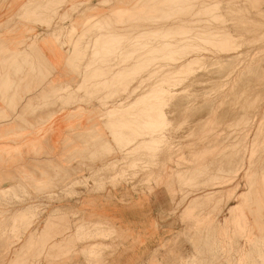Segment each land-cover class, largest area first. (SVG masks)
I'll use <instances>...</instances> for the list:
<instances>
[{
  "label": "rangeland",
  "instance_id": "1",
  "mask_svg": "<svg viewBox=\"0 0 264 264\" xmlns=\"http://www.w3.org/2000/svg\"><path fill=\"white\" fill-rule=\"evenodd\" d=\"M36 1L32 0L29 7L34 5L33 2ZM58 1L59 3H55L54 0L53 2L40 0L36 3L41 5L44 2L45 7L49 8L48 6H50L53 9L55 5H60L63 0ZM110 1L108 0L106 3L105 1H93L97 4V8L89 9L90 11L85 9L87 12L84 10V15L91 14L93 15L92 19H97L100 15L107 14L109 20L116 25L119 21L122 24L123 20L126 21V18H128V14H125L127 17H124V19L120 14L119 17L117 15L119 10L114 8L113 11V7L108 8L107 5L110 4ZM126 1L131 0H120V3L116 0L118 5H122ZM141 1L144 2V0H140L136 1V4L141 3ZM160 1L154 0L158 3ZM181 1L187 3V0ZM201 1L203 0L197 2ZM26 2L27 0L24 1V3ZM45 2H51L54 5H48ZM146 2L148 0H145L144 3ZM218 2L219 5L216 6L218 9H211V11L214 10L215 17H212L213 12L208 14L212 17L209 20L212 26H210L208 20L206 22L205 19L206 16L208 19V15H206L207 12H204L205 8L203 9L202 6V8H196L197 11L194 8L195 11L192 9L189 12V14L193 12L194 15L196 12V17H193V14L192 16L191 14L188 15V9H184L187 11L184 14H187V17L190 16L188 18L192 19L193 17V21H195V18L197 19L196 23L189 24L192 21L189 19L188 23L185 18L186 15L182 13V17L185 18V20L182 18L184 22H176L173 28L169 29V33L166 34L169 37L172 34L181 37L177 40L174 39L179 46L176 45L175 47L173 44L172 47L168 48L167 53L164 52L165 56L163 50H160L162 49L161 45H158V40L156 41L159 52H162L161 55L157 52V55L159 54V58L164 61L162 63L161 60L162 62L160 61L159 64L162 63V65H159L158 61L160 59L157 58L156 69L160 67L157 72H161L166 65L167 68L164 70L167 71L168 77L172 75L171 78L169 77V81L171 80L170 84H173L171 88L169 84L163 83V87L169 88L167 86H170L171 91L170 88L166 90H169L171 94L176 91L177 94L173 97L168 93L167 96L170 97V101L165 96L166 100L163 98L164 101H161V104L164 102L162 106L160 102L159 104L153 102L152 105H126L127 107H123L125 110L124 116H119L117 119L108 118L104 114L106 111H100V106H97L99 108L94 109L92 112L88 110V107L91 104L101 105L103 103L110 106L118 100L128 101L130 97L133 98L145 93L146 88L142 90L138 87L140 84L143 86L142 81L148 80L145 76L150 73L140 74L142 78L137 79L139 75L136 73L139 72L134 71L135 74H133L131 73L132 70H127L131 73L126 72L128 77L129 75L135 76L132 84L128 89H125V85L122 84L121 86V83L124 80V84L127 85L131 79L129 77L127 81L126 78H121L118 88L113 86L111 88L115 87V89H109L110 92L108 88H103L107 98H105L106 95L101 94L104 90L100 88L97 89L98 93L96 90L93 91L89 88L90 91H87L90 92L89 95L86 92H79L78 84L84 82L91 84L99 81L108 72L113 75V72L116 73L120 70V66L126 59H130L132 54H136L140 48L154 41V38H152L154 34L148 32L149 40L147 38L146 40L145 38L139 40L134 31V34L131 33L134 30L132 29L133 26L136 24H133V26L131 24L134 18H128L126 22L124 21L125 26L130 25V29H128L129 26L126 27V30L128 29L127 31L131 33V35L129 33L130 38L128 37L127 41L125 39L127 44L123 40L126 35H129L128 32L124 33L123 23V25H120L122 29L120 28L119 33L116 34L111 29V32H114V34L112 32L113 35L119 36L121 33L119 44L118 41L101 39L103 43H109L110 41L117 43L116 49L114 47L110 48L115 51L110 55L111 57H107L111 61L108 64L103 62L94 65V63L91 64L94 61V56L90 55L91 51H98L102 48L99 45L101 40L99 41V38H97V35L99 36L98 32L101 36H108L104 34L107 31H101L102 27L98 25V28L101 29L96 28L98 32L90 30L84 36L79 34L73 36V39L69 38L72 22L66 17V14L70 12L66 10L67 6H70L68 3L64 2L65 7L61 8L59 6V9L50 10L49 8L50 11L45 10L46 8L35 9L34 6L36 14L32 16L26 15L27 11L21 8L22 11L19 9L20 11L18 10L6 23L0 22V31H8L11 30L10 28L13 25L23 24L26 27L27 40L29 41H32V36L35 38H42L45 35L50 36L46 30L51 29L55 32L53 38L50 41L40 40V42L43 45L58 48L59 51L68 56V60L73 47L71 44L75 42L76 38L80 44L79 50L87 52V54L86 57H81L78 60L77 70H73V65L68 64L72 69V73L68 74L67 78L65 77L68 80L65 84L69 81L71 83L74 78L76 81L72 84L73 87L69 92L50 94L52 96L46 98L43 104L47 106L71 104L74 108L84 109L79 111V119L89 116L90 119L99 120L103 125V127L93 126V134L101 138L100 142L102 143L97 145L95 153L79 163L82 172L88 171L91 175L74 176V174H71L70 177H67V180L60 184L54 182V178L51 176H43L42 179L33 180L31 185L26 183V180L28 181L27 176H19L13 179L15 180L14 184L7 187L0 186V264H111L109 260L112 259L116 247L110 248L102 246L104 244L91 242L105 239L117 241L118 228L107 219H104L103 222L84 223V219L81 217L85 195L104 192L107 186L113 189L123 188L126 193L133 194H129L130 197L135 196L138 199H141L143 195L152 193L156 188L164 187L171 204L174 205L171 213L174 215L180 209L182 210L180 221L185 229L169 242V245L163 244L161 250L156 251V257L155 253L150 256L148 264H162L156 258L163 260L164 264H264V13L261 14V11L257 10L264 6V0H218ZM10 4V0H0V12L9 7ZM130 6V11H132L135 5L133 6L130 2ZM200 8L203 10L201 11ZM150 9L146 8V11L149 12ZM173 9L168 10L171 12ZM42 10L46 12H42ZM143 10L145 11V8ZM168 10L166 9L165 12H168ZM198 10H200L199 15ZM159 11L161 12V10ZM74 12L76 10H71V14ZM147 12L142 15V18L148 16L150 12ZM217 13L220 17H216ZM114 14L117 18L119 17V20L115 19ZM212 20H214L213 24L216 23L214 26ZM66 23L67 27H64L63 24ZM108 24L105 25L104 23L103 29ZM100 25L102 26V24ZM193 25L197 31L192 30L193 33H190ZM135 27H145V24L137 23ZM147 27L157 28L159 26L152 22ZM213 27L214 35L215 33L227 32L231 36L226 38V41L225 37L219 40L216 38L211 40L212 42L217 40V48H214L216 43L210 47V44L205 45L207 39L203 41V38H200L201 33L209 34L210 31L212 33ZM219 28L222 31H219ZM38 29L40 30L37 31ZM122 31L124 34H122ZM136 33L138 35V31ZM189 33L191 35L196 34L198 38L189 41L187 39V37H191ZM93 35H95L94 38ZM91 36L92 40L90 39ZM131 36H135L137 39ZM169 37L167 41L174 42ZM183 37L184 39H182ZM221 39L224 44L226 43L225 45ZM142 41L146 44H143ZM218 41L220 44L222 43L224 48L222 45V48L218 46ZM102 42L101 44H103ZM140 43L143 46H140ZM161 43L162 41H159V44ZM188 43L194 44V47L199 49V54L205 55V57L198 59L193 64H188L186 55L188 56L187 51L189 50L183 46L187 47ZM196 44L197 46H195ZM30 45L34 44L31 43ZM230 45L231 47H229ZM148 46L150 45L148 44ZM173 47L175 48L173 49ZM202 47H206V51ZM103 49H101L100 54ZM125 49L126 51L123 52ZM181 49L187 50H184L185 54L181 53L183 51ZM208 49H210L209 53L207 52ZM221 49H229L230 53L221 52ZM219 52L222 54H219ZM172 53L175 54V57L172 56ZM177 55L178 58L180 56L184 57V64L180 71L171 73V67L175 68L172 62L177 59ZM99 56L98 53L95 58L100 59ZM44 60V63L47 64V60L45 58ZM215 60L218 63H215ZM220 61L222 62L220 63ZM250 61L253 63V66L250 65L251 70H249L250 68H244L249 66ZM121 62L123 63L121 64ZM105 64L107 71L103 68ZM135 64L137 65V63ZM68 65L53 64L51 70L46 71L44 74V79L49 77L51 78L49 84L55 83L56 77L53 76V72L59 71L60 74L64 75L66 73L65 67H68ZM96 65L99 69H96ZM108 65L110 66L108 67ZM114 65L116 68L113 67ZM139 65L151 67L153 63L147 59ZM92 67L96 69H94L95 72L92 71ZM190 67L192 68L189 70ZM82 68L84 70H81ZM84 75L86 76L84 77ZM89 75H93L94 79L89 78ZM95 76H97L96 79ZM106 76L110 77V75ZM173 76H176L177 79ZM177 76H180V79ZM226 76H230L231 79L228 80ZM175 82H179L180 86H176ZM58 85H55V89H58ZM174 85L178 88L175 89ZM134 88L137 89L133 91V93L135 92L133 94L131 90ZM91 93H93L92 96ZM96 93L100 94L101 97L95 95ZM109 95H112V97ZM131 112L134 114L133 117L132 114L129 115ZM51 117H53L52 114ZM150 118L152 121H150ZM132 119L135 123L131 121ZM143 120L147 122L144 123ZM153 120H155V124H153ZM126 121L129 124L128 126L136 128L137 132L132 131V128H125L124 123ZM149 122L152 123V126ZM114 129L118 131L117 134L114 133ZM151 130H157L154 132L156 134L153 137L151 136ZM148 133H150L149 136ZM131 140H135L134 145L139 147L138 151H125V149L130 148L127 145ZM97 163H100L103 172L93 170L96 168ZM155 163L157 164L155 165ZM73 170H71V173H76ZM91 181L93 182L92 187H90ZM2 183L3 180L1 179L0 184ZM72 199H76L77 204L80 205L77 211H73L71 207L66 205ZM19 213L24 215L21 222L17 219ZM128 242L129 245L135 244L134 237L130 235L125 237L124 243L128 244ZM130 249H132V246H130ZM141 264H146V259Z\"/></svg>",
  "mask_w": 264,
  "mask_h": 264
},
{
  "label": "crops",
  "instance_id": "2",
  "mask_svg": "<svg viewBox=\"0 0 264 264\" xmlns=\"http://www.w3.org/2000/svg\"><path fill=\"white\" fill-rule=\"evenodd\" d=\"M24 1L10 0L9 7L0 12V22L6 23ZM80 1L85 0H66V3L72 5ZM25 28L23 24H16L11 30L0 31V180H3L0 186L14 184L13 179L19 176H27L26 183L31 185L33 180L43 176H51L60 184L71 174L91 175L88 171L82 172L79 163L95 153L97 145L102 143L101 138L93 134V126L103 125L89 116L79 119L78 113L84 109L74 108L71 104H43L55 85L68 81L65 77L72 73V69L67 63L68 56L58 48L43 45L40 38L34 36L32 41L27 40ZM13 52L16 53L11 56ZM55 63L68 67H65L64 75L53 72L55 83L49 84L51 78L44 79V74ZM51 114L53 117L50 118ZM95 167L94 171L103 172L100 163ZM73 169L76 173H71ZM129 194L133 195L123 188L109 186L104 192L86 194L81 217L84 223L107 219L118 228L117 241L91 242L116 247L109 260L111 264H141L145 259L148 264L150 256L155 253L156 257V251L161 250L163 244L169 245L185 229L180 221L182 210L174 215L171 213L174 205L164 187L154 189L141 199ZM66 205L73 211L80 206L76 199L69 200ZM129 235L134 237L135 244L124 243ZM156 259L164 264L163 260Z\"/></svg>",
  "mask_w": 264,
  "mask_h": 264
},
{
  "label": "bare ground",
  "instance_id": "3",
  "mask_svg": "<svg viewBox=\"0 0 264 264\" xmlns=\"http://www.w3.org/2000/svg\"><path fill=\"white\" fill-rule=\"evenodd\" d=\"M34 1H36V0H34ZM37 1H39L40 2V0H37ZM36 1V2H37ZM42 1V0H41ZM47 1V0H46ZM49 1V0H48ZM50 1H52L53 2V0H50ZM90 1H92V2H90ZM93 1H99V2H101V1H105V3L108 1V0H85V1H80V2H78V3H74V4H72V5H70V6H68L67 8H66V10L68 11H70V12H68V14H66L65 16L67 17V19L69 18L70 20V22H72V27H71V31H70V33H69V35H71L69 38H71V39H73V36H75V35H79V34H83V36L84 35H86V33H88L90 30H94L95 32H98L97 30L100 28V27H102V30L101 29H99V30H101V31H103L104 30V32L105 31H107L106 33H104V34H107L108 36H101V34L98 32V34H99V36L97 35V38H99L98 40L100 41L102 38L103 39H109V40H113V41H118V44H119V39H120V35H121V33H120V35L119 36H117V35H113L114 34V32L117 34V33H119L121 30H120V28L122 29V26H120V25H123V23H124V21H125V19H124V17H127L128 16V18L129 19H133L132 21L133 22H131V24H132V26H133V24H135L136 26H137V23L138 24H142V25H144L145 24V27H140V28H136L135 27V25L133 26L134 28H132V29H134V30H132V32L131 33H133V31L135 32V36H137L138 37V39L140 40V39H143L144 40V38H145V40H146V38L149 40V36H148V32H151V34H154V37H152V38H154V41H151L150 43H147V46H145V47H143V48H138L137 50H138V52L136 53V51H135V53L136 54H132V56H130V59H126V61L123 63V62H121V64H122V66H120V70H118L117 72L115 71V69H114V71L116 72V73H114L113 72V75L112 74H110L109 72V74L108 73H106V75H110V77H107L106 75H105V77H103V78H100V80L99 81H95V82H92L91 84H87L86 82H84V83H81V84H78V90H79V92H86V94L88 93V95L90 94V92H87V91H90V89L89 88H91V89H93V91L94 90H96L97 91V89L99 90V88L100 89H103V88H108V91L110 92V90L109 89H115V87L114 88H111V87H113V86H116V88H118V86L120 85V80H121V78L123 79H125L126 78V80L128 81L129 79H131L130 80V83H128L127 85L126 84H124V80H123V82L121 83V86H122V84L123 85H125L124 87H126L125 89H128L129 88V86L132 84V82H133V77H135V76H133V75H129V77H128V75H127V73L126 72H128V73H130L129 71H127V70H132L131 71V73H133V74H135V72L134 71H137V72H139V73H136V74H138L139 76L137 77V75H136V77H137V79L138 78H142V76H140V74H143L144 75V73L146 74L147 72L148 73H150L148 76H145V77H147V79L148 80H144V81H142V84H143V86L140 84V86L138 87V89H142V90H145V88L147 89L146 90V92L145 93H143V94H139V95H137V96H135V97H130L129 99L130 100H128V101H125L124 99H121V100H118L115 104H112V105H110V106H107L108 104H106V103H103V104H101V105H96V104H91L88 108V110L90 111V112H92V111H94V109H97V108H99V107H97V106H100V111L102 110H104V111H106V113H104L108 118H118L119 116H124V106H128V105H132V104H135V105H145V104H147V105H150L151 103H155V102H158V104H159V102H160V104H161V101L163 100V98L165 97V96H167V94L171 91V88H172V84H170L171 83V80L169 81V79L172 77V75L171 76H167V74H166V72L167 71H165L164 69H166L167 67H166V65H165V68L160 72V71H158L157 72V70L160 68H158L157 67V69H156V63H157V58H159V54L157 55V52L158 53H160V55L162 54V52H159V47H157L158 45H161L160 47L162 48V49H160L161 51L163 50V55L165 56V54H164V52L166 51V53H167V50H168V48H170V47H172V45L174 44V46L176 47V45H178L179 46V44H176V41L175 40H177V39H180L181 37H178L177 35H175V34H172V32H170L172 35H170V37L168 36V35H166L167 34V32L169 33V29L170 28H173V26L175 25V23L177 22V23H181V22H184L183 21V19L185 20V18H186V20L188 21L189 19L193 22H191V23H189V21H188V23L189 24H194V22L196 23V18H195V21H193V17H196L197 16V14H196V12H195V15L193 14V12L192 13H190L191 14V16H192V14H193V17H192V19L191 18H188V17H190V16H188L187 17V14H184V12H186L187 13V11H185L186 9H188V15H190L189 14V12L192 10V9H198V7H203V9H204V12H207V14L206 15H208L209 13L210 14H212L211 12H213L215 9L214 8H216V6L217 5H219V2H218V0L216 1V0H203V1H201V2H197L198 0H196V1H194L193 0V2H192V0H190V1H188L187 0V3L185 2L184 3V1H181V0H161L160 1V3H158V2H154V0H148V2H146V3H144L145 2V0H144V2H142L141 1V3H139L138 2V4H136V1H140V0H135V1H133V0H131V1H126L125 3H122V5H118V3L116 2V0H114V2H112L111 3V1H113V0H111L110 1V4H108L107 6H108V8H111V7H113L112 9H113V11H114V8H116V10H119L118 11V14L117 13H115V14H117L119 17H120V15H121V17L124 19L123 20V22H122V24H120L121 22L119 21V25H118V27H117V25L113 22V21H111V20H109V16L107 15V14H103V15H100L99 16V18H97V19H92L93 18V15H84V10L85 9H88V11H90L89 9H94V8H97V4L96 3H94ZM119 1V3H120V0H118ZM123 1H125V0H123ZM186 1V0H185ZM36 2H33V4L34 5H32V6H30L29 7V5L32 3V0H27V2L26 3H24L23 2V4L21 5V7H20V10L22 11V9L24 10V11H27V14L26 15H28V16H32V15H35L36 14V10H34V8L35 9H37V8H46L45 10H47V11H50L52 8L50 7V6H48L49 8H50V10H49V8H47V7H45L46 5H44L42 2V4L40 5L39 3L37 4ZM54 2L55 3H59V1L58 0H54ZM64 2L66 3V1H62V2H60V5L59 4H57V5H55V8H53V9H56V8H58L59 9V6L62 8L63 6L65 7V4H64ZM69 2H71V1H69ZM69 2H68V4H69ZM130 2H132V4H133V6L135 5V8L132 10V11H130ZM134 2V3H133ZM246 2V1H245ZM46 4H48V5H50V4H53V3H49V2H45ZM246 4V3H245ZM54 5V4H53ZM52 5V7H54ZM35 6V7H34ZM57 6V7H56ZM32 7V8H31ZM34 7V8H33ZM201 7V8H202ZM22 8V9H21ZM29 8H31V9H29ZM60 8V9H61ZM143 8H145V11L143 10ZM146 8H152V9H150V13L149 12H147L146 11ZM170 8H175V9H173L171 12H169V10L168 9H170ZM201 8H200V10H201ZM255 8V7H254ZM253 8V9H254ZM52 9V10H53ZM64 9V8H63ZM111 9V10H112ZM166 9L168 10V12H165L166 11ZM185 9V10H184ZM195 9L193 10V11H195ZM197 9H196V11H197ZM202 9V10H203ZM211 9H214V10H212L211 11ZM216 9H218V7L216 8ZM19 10V11H20ZM35 12H34V11ZM39 10V9H38ZM45 10H42V12L43 11H45ZM71 10H76V12H74L73 14H71ZM110 10V9H109ZM129 10V11H128ZM140 10V11H139ZM141 10H143V11H141ZM159 10H161V12L159 11ZM182 10H184V11H182ZM200 10H198V15H199V11ZM201 10V11H202ZM206 10V11H205ZM210 10V11H209ZM258 11H261V14H262V12L264 13V11H262V10H264V6H262V7H260V8H258L257 9ZM256 10V11H257ZM55 11H57V10H55ZM86 11V10H85ZM134 11H136V12H134ZM177 11V12H176ZM46 12V11H45ZM87 12V11H86ZM120 12V13H119ZM131 12V13H130ZM146 12L147 13H149L148 14V16L146 17V18H142L143 16V14L145 15L146 14ZM172 12H174V13H172ZM204 12H203V15H204ZM24 13V12H23ZM66 13V12H65ZM64 13V14H65ZM128 15H127V14ZM181 13V14H180ZM182 13L184 14V15H186V17L185 18H183L182 17ZM216 13V12H215ZM219 14H220V12H218ZM217 13V16L216 17H218L219 16V14ZM25 14V13H24ZM52 14V13H51ZM112 14V13H111ZM115 14H114V16H115ZM120 14V15H119ZM127 16H126V15ZM202 14V13H201ZM213 14H214V12H213ZM56 15V14H55ZM183 15V16H184ZM256 15H258V14H256ZM116 18L115 19H118L119 20V17L117 18V16H115ZM211 15L209 16L208 15V19H207V16H206V22H207V20L209 21L212 17H215V14L211 17ZM220 17V16H219ZM110 18H111V15H110ZM112 18H114V17H112ZM128 18H126V21L128 20ZM183 18V19H182ZM214 19V18H213ZM42 21H43V19H41ZM114 20V19H113ZM121 20V19H120ZM217 20H220V19H217ZM217 20H215V21H217ZM122 21V20H121ZM125 21V22H126ZM199 21V20H198ZM152 22H154L157 26H159V27H157V28H148L147 26L149 25V23H152ZM213 22H214V20H212V24H213ZM218 22V21H217ZM65 23V22H64ZM104 23H105V25H106V23L108 24L107 26H109V27H105L104 29H103V26H105L104 25ZM203 23H204V21H203ZM208 23H210V21L208 22ZM100 24H102V26L100 25ZM214 24H216V23H214ZM214 24H213V26H214ZM64 25V24H63ZM98 25L100 26L99 28H98ZM120 26V27H119ZM129 26V28L128 29H130V25H128ZM127 25L125 26V23H124V30H125V32L124 33H127L128 35H129V33H130V31H127L126 30V27H128ZM190 26V25H189ZM210 26H212L211 25V23H210ZM60 27H62V26H60ZM53 28V27H52ZM96 28H98L97 30H96ZM108 28H110V29H108ZM189 28V27H188ZM191 28H192V26H191ZM190 28V29H191ZM193 28H195L194 27V25H193ZM191 29L190 30V33H193V32H191L192 30H195V31H197L196 30V28L195 29ZM107 29V30H106ZM111 29H113L114 30V32H113V34H112V32H111ZM109 30H110V32H109ZM120 30V31H119ZM151 30V31H150ZM212 30H213V32L211 33V31L209 32V34L208 33H205V34H203V33H201L202 35H200V38H203V41H204V39L206 40V43H205V45L207 44V46L210 44V47H211V45L213 46L215 43V46H214V48L216 47V45H217V40H219L220 38H224L225 37V41L227 40L226 38H228L230 35H228L227 34V32L225 33V32H220V33H218V34H216L215 33V35L213 34L214 33V27L212 28ZM218 30V29H217ZM47 32H49V34L48 35H50V36H42V38H40V40H44L45 42L46 41H50L51 40V38H53V34L55 33L54 31H52L51 29H47L46 30ZM56 31V30H55ZM100 31V32H101ZM136 31H138V35H137V33H136ZM164 31H166L165 32V34H164ZM219 31H222V29L220 30V28H219ZM218 31V32H219ZM110 33H111V35H110ZM123 33V31H122V34H124ZM131 33H130V35H131ZM189 33V35L191 36V37H187V39L189 40V41H194V39H197L198 38V36L196 35V34H194L195 35V37H194V35L192 34H190ZM195 33V32H194ZM134 34V33H133ZM161 34V35H160ZM162 34H163V36H162ZM223 34V35H222ZM230 34H231V31H230ZM126 35V34H125ZM124 35V36H125ZM130 35L129 36H127V38H126V36H125V38H124V43H125V39H126V41H127V39H128V37L130 38ZM188 35V34H187ZM188 35V36H189ZM224 35H226V36H224ZM94 36L95 35H93V38H94ZM122 36V35H121ZM135 36H131L132 38L134 37L135 38ZM55 37V36H54ZM171 38V39H175L174 40V42L172 41H167V38ZM231 37V36H230ZM90 38V37H89ZM123 38V37H122ZM217 39L216 41L214 40V42H212L211 40H213V39ZM91 40H92V36H91V38H90ZM135 39H137V38H135ZM134 39V40H135ZM182 39H184V37L182 38ZM147 40V41H148ZM158 40V41H157ZM209 40V41H208ZM222 40V39H221ZM221 40H220V42H221ZM94 41H95V39H94ZM156 41L158 42V45H156ZM159 41H162V43L161 44H159ZM196 41V40H195ZM208 41V42H207ZM88 42H89V40H88ZM96 42V41H95ZM101 42H102V40L99 42V45L102 47L101 49H103V47H104V49L102 50V52H101V54H100V51H101V49L100 50H94V52L93 51H91L92 53L90 54V55H92V57L94 56V61L93 62H91V64L92 63H94V65H95V63H103V62H107V64H108V62L109 61H111V59L110 58H107V57H111L110 55H112L115 51L114 50H112V49H110V48H115L116 49V45H117V43L115 42H109V43H103V44H101ZM139 42H141V41H139ZM138 42V43H139ZM149 42V41H148ZM220 42L218 41V46L219 47H221V45H222V43H223V40H222V43L220 44ZM229 42V41H228ZM142 43L143 44H146V43H144L143 41H142ZM155 43V44H154ZM125 44H127V43H125ZM133 44H135V43H133ZM132 44V45H133ZM143 44L141 45V43H140V46H143ZM148 44L150 45V46H148ZM189 44V45H188ZM187 45V47H185V45H183L184 46V48L186 49L187 48V50H189V51H187V50H185V49H181V50H183V51H181V53L183 52L184 54H185V51H187V53H188V56L186 55V58H187V62H188V64H193V63H195L198 59H200V58H202V57H205V55H200L199 53H200V51H198L199 49H197V47H194V44L193 45H191V43H188ZM224 44V43H223ZM226 44V43H225ZM224 44V45H225ZM231 44V43H230ZM79 41L78 40H76V38H75V42H73L72 44H71V46H73L71 49H72V51H71V56L69 57V60L67 61V63L68 64H71V65H73L72 66V68H73V70L75 69V70H77V67H78V64H79V62H78V60L81 58V57H84L86 54H87V52H83V51H80L79 49ZM98 45V46H99ZM87 46V45H86ZM95 46V45H94ZM195 46H197V44L195 45ZM198 46H199V44H198ZM206 46V47H207ZM134 47H135V45H134ZM175 47H173V49L175 48ZM200 47V46H199ZM205 47V48H206ZM222 47H223V45H222ZM221 47V48H222ZM229 47H231V45L229 46ZM99 48V47H98ZM118 48V47H117ZM123 48V47H122ZM136 48H137V45H136ZM178 48V47H177ZM203 48V47H202ZM205 48H203L204 50H205ZM209 48V47H208ZM217 48V47H216ZM224 48V47H223ZM227 48H228V43H227ZM120 49V48H119ZM128 49V48H127ZM203 49H201L202 51H203ZM219 49V48H218ZM230 49V48H229ZM229 49H221V52L223 51L224 53H230V50ZM122 50V49H121ZM185 50V51H184ZM209 50L210 49H208V53H209ZM220 50V49H219ZM17 51V50H16ZM21 51V50H20ZM114 51V52H113ZM124 51H126V49L125 50H123V52ZM130 51V50H129ZM128 51V52H129ZM133 51V50H132ZM169 51V50H168ZM173 51V50H172ZM176 51V50H175ZM174 51V52H175ZM206 51V50H205ZM19 52V51H18ZM117 53H118V51H116ZM120 52V51H119ZM211 52V51H210ZM213 52V51H212ZM211 52V53H212ZM221 52H219V54H222ZM14 53H16V52H13L12 53V55L11 56H13V54ZM93 53H95V55L97 56L98 55V53H99V57H100V59H96L95 57V55H93ZM216 53V52H215ZM259 53V52H258ZM130 54V53H129ZM169 54H171L170 52H169ZM256 55H257V52L255 53ZM254 54V56H256ZM126 55H127V52H126ZM158 57H157V56ZM167 55V54H166ZM11 56H9V57H11ZM163 56V57H164ZM168 56V55H167ZM172 56H174L175 57V54H173L172 53ZM86 57V56H85ZM90 56H89V54H88V58H89ZM104 57V58H103ZM232 57V56H231ZM149 59V61H151L152 63H153V67L151 66V67H142L141 65H139V64H142V61L143 60H147V59ZM256 58V57H255ZM108 59V60H107ZM115 59V58H114ZM160 59V58H159ZM183 59H184V57L182 56H180V58H178V55H177V59H174L173 60V62H172V65L173 66H175V68H173V67H171V69H170V72L172 73V72H175V71H180L181 69H182V66H183ZM221 59V58H220ZM252 59V58H251ZM155 60H156V62H155ZM163 61V59H160L159 61H158V64L160 63V61ZM257 60V59H256ZM7 61V60H6ZM18 61V60H17ZM91 61H92V59H91ZM123 61V60H122ZM161 61V62H162ZM252 61V60H251ZM251 61H250V63H249V66H245L244 68H250V65L252 64V66H253V63H251ZM5 62V61H4ZM10 62V61H9ZM114 62V61H113ZM130 62V63H129ZM222 61H220V63H221ZM253 62H254V57H253ZM3 63V62H2ZM7 63V62H6ZM16 63V62H15ZM111 63V62H110ZM109 63V64H110ZM135 63H137V65L135 64ZM162 63H164V61L162 62ZM162 63L161 64H159V65H162ZM215 63H218V61L216 62V60H215ZM13 64V63H12ZM82 64H83V62H82ZM85 64H87V63H85ZM76 65V66H75ZM101 65V64H100ZM116 65V64H115ZM115 65L113 66V67H115ZM156 65V66H155ZM248 65V64H247ZM13 66H16V65H13ZM84 66V65H83ZM91 66V65H90ZM110 65H108V67H109ZM251 66V67H252ZM5 67V66H4ZM8 67V66H7ZM82 67V66H81ZM80 67V68H81ZM96 67V69L98 68L97 67V65L95 66ZM102 67V66H101ZM101 67H100V69H101ZM111 67H112V64H111ZM6 68V67H5ZM91 68V67H90ZM103 68H105V70L107 71V68H106V64H105V66H103ZM116 68V67H115ZM118 68V67H117ZM131 68H133V69H131ZM192 67H190V68H188L189 70L191 69ZM14 69H17L16 67L14 68ZM13 68H12V70H14ZM95 68L94 67H92V71L93 72H95V70H94ZM99 69V68H98ZM152 69V70H151ZM6 70V69H5ZM10 70V69H9ZM81 70H84L83 68L81 69ZM86 70V69H85ZM88 70V69H87ZM89 70H91V69H89ZM117 70V69H116ZM249 70H251V68L249 69ZM7 71V70H6ZM103 71V70H102ZM109 71V70H108ZM165 71V72H164ZM16 72H17V70H16ZM111 72V71H110ZM191 72H192V70H191ZM105 73V72H104ZM124 73H126V74H124ZM130 73V74H131ZM100 74H101V72H100ZM3 75V74H2ZM87 75V74H86ZM86 75H84V77L86 76ZM112 75V76H111ZM90 76H92V77H90ZM100 76H102V75H100ZM173 77H175L176 78V76H173ZM178 77V79H180V76H177ZM89 78H93V75H89ZM97 78V76H95V79ZM98 78H99V76H98ZM129 78V79H128ZM182 78V77H181ZM226 78L229 80V79H231L230 78V76H226ZM94 79V78H93ZM136 79V80H137ZM174 79V78H173ZM177 79V78H176ZM98 80V79H97ZM175 80V79H174ZM182 80V79H181ZM75 81H76V79L74 78V79H72L71 80V83H70V81L68 82V83H62V82H60L59 83V85H58V89H50L51 90V92H49V94H56V93H66V92H69L70 90H71V88L73 87L72 86V84H74L75 83ZM127 81H125V82H127ZM169 81V82H168ZM173 81V80H172ZM168 82V83H167ZM174 82V81H173ZM176 82H177V80H176ZM175 82V83H176ZM3 83V82H2ZM118 83H119V85H118ZM166 83V85L167 84H169L170 86H171V88H170V86H167V87H169V88H164L163 87V85ZM179 83V82H178ZM178 83H176V86L178 85V86H180ZM4 84V83H3ZM181 84V83H180ZM227 84V83H226ZM225 84V85H226ZM6 85V84H5ZM10 86V85H9ZM8 86V87H9ZM175 86V85H174ZM175 86V89L176 88H178V87H176ZM77 89V88H76ZM135 89H137V88H134V89H132L131 91H132V93H133V91H136ZM166 89H169L168 91L166 90ZM82 90V91H81ZM104 90V89H103ZM111 90V91H112ZM92 91V92H93ZM108 91H107V93H108ZM116 91H117V89H116ZM124 91V90H123ZM125 91H128V90H125ZM173 91V90H172ZM77 92V91H76ZM99 91H97V93H98ZM104 92H105V90H104ZM103 92V93H104ZM114 92V91H113ZM72 93V92H71ZM95 94V95H97L98 97H99V95L100 94ZM102 92H101V94L102 95H106L105 96V98H107V94H106V92H105V94H103ZM112 93V92H111ZM116 93V92H115ZM135 93V92H134ZM133 93V94H134ZM92 94L93 93H91V96H92ZM108 94H110V93H108ZM126 94V93H125ZM175 94H177V92L175 91V92H173V94H171V93H169V95H171V96H173V95H175ZM74 95V94H73ZM113 95H115L114 93H113ZM123 95V94H122ZM52 95H49L47 98H50ZM84 96V95H83ZM110 97H112V95H109ZM177 96V95H176ZM74 97V96H73ZM75 97H76V95H75ZM74 97V98H75ZM100 97H101V95H100ZM103 97V96H102ZM119 97V96H118ZM174 97V96H173ZM173 97H171V98H173ZM120 98V97H119ZM167 99L169 98V101H170V97L169 96H167L166 97ZM44 99H46V97L44 98ZM76 99V98H75ZM165 99V98H164ZM105 100V99H104ZM160 100V101H159ZM166 100V99H165ZM101 101H103V100H101ZM164 101V100H163ZM168 101V102H169ZM173 101V100H172ZM73 102H74V99H73ZM94 102H96V101H94ZM156 104V103H155ZM162 104H164V102L162 103ZM162 104H161V106H162ZM68 105V104H67ZM152 105V104H151ZM166 105V104H165ZM164 105V106H165ZM103 106V107H102ZM126 106V107H127ZM160 106V105H159ZM148 108V107H147ZM140 112H141V110H140ZM139 112V113H140ZM123 113V114H122ZM137 113V112H136ZM132 114V115H131ZM162 114H164L163 112H162ZM129 115H131L132 117H133V113L131 112ZM148 115V114H147ZM136 116V115H135ZM138 116V115H137ZM159 116V115H158ZM157 116V117H158ZM144 117V116H143ZM130 118V117H129ZM147 118H149L148 116H147ZM154 118V117H153ZM155 118H156V116H155ZM158 118H160V117H158ZM137 119V118H136ZM138 120V119H137ZM147 120V119H146ZM145 120V121H146ZM156 120V119H155ZM155 120H153V124H155ZM160 120V119H159ZM158 120V121H159ZM131 121H133V119L131 120ZM144 121V120H143ZM145 121H144V123H145ZM149 121V120H148ZM150 121H152L151 120V118H150ZM134 122V121H133ZM142 122V121H141ZM147 122V121H146ZM160 122H162L161 120H160ZM135 123V122H134ZM139 123V122H138ZM149 124H150V122H149ZM124 125H126V126H124L125 128H132L131 130L132 131H134V132H137V129L136 128H133V127H131V126H128L129 124H128V122L126 121V123H124ZM151 126H152V123L150 124ZM150 125H148V126H150ZM148 126H146V127H148ZM166 126V125H165ZM144 127V126H143ZM161 127V126H160ZM164 127V126H163ZM162 127V128H163ZM150 129V128H149ZM155 129V128H154ZM114 131V133H116L117 134V130L116 129H114L113 130ZM152 131V130H151ZM157 131V130H156ZM156 131H152V133H151V136L153 137V136H155L154 134H156V133H154V132H156ZM148 132V131H147ZM123 133V132H122ZM162 133V132H161ZM124 134V133H123ZM128 134V133H127ZM146 134V133H145ZM144 134V135H145ZM149 134L150 133H148V136H149ZM126 135V134H125ZM124 135V136H125ZM147 136V135H146ZM150 136V137H151ZM157 136V135H156ZM126 138V137H125ZM149 138V137H148ZM151 139V138H150ZM156 139V138H155ZM154 139V140H155ZM164 139V138H163ZM161 140V139H160ZM127 141H128V139H127ZM156 141H157V139H156ZM159 141V140H158ZM155 142V141H154ZM134 143H135V140L133 141V140H131V141H129L128 142V144L129 145H127V146H130V148H128V149H125V151H138V149H139V147H137L136 145H134ZM156 143V142H155ZM159 144H160V142H159ZM125 147V146H124ZM127 148V147H126ZM123 150H124V148H123ZM121 151H122V149H121ZM126 160V159H125ZM135 162V161H134ZM143 163V162H142ZM158 163V162H157ZM157 163H155V165L157 164ZM135 164V163H134ZM111 165V164H110ZM117 165V164H116ZM154 165V164H153ZM113 167V166H112ZM117 167V166H116ZM153 167V166H152ZM111 170V169H110ZM113 170H114V168H113ZM132 175V174H131ZM109 177V176H108ZM115 180V179H114ZM23 218H24V215H21V213H19L18 215H17V219H19L20 220V222H21V220H23ZM16 222H17V220H15ZM98 229V228H97ZM95 234V233H94ZM101 234V233H100ZM264 247V246H263Z\"/></svg>",
  "mask_w": 264,
  "mask_h": 264
}]
</instances>
